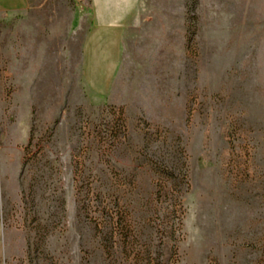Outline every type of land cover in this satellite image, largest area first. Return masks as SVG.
Instances as JSON below:
<instances>
[{
	"label": "rangeland",
	"instance_id": "374dc122",
	"mask_svg": "<svg viewBox=\"0 0 264 264\" xmlns=\"http://www.w3.org/2000/svg\"><path fill=\"white\" fill-rule=\"evenodd\" d=\"M35 16L0 8V264H264V0H141L103 94Z\"/></svg>",
	"mask_w": 264,
	"mask_h": 264
},
{
	"label": "crops",
	"instance_id": "0c3cea01",
	"mask_svg": "<svg viewBox=\"0 0 264 264\" xmlns=\"http://www.w3.org/2000/svg\"><path fill=\"white\" fill-rule=\"evenodd\" d=\"M140 5L141 0H0L3 10L34 13L37 20L44 13L53 38H72L59 52L65 59L77 53L78 84L92 94L111 90Z\"/></svg>",
	"mask_w": 264,
	"mask_h": 264
}]
</instances>
